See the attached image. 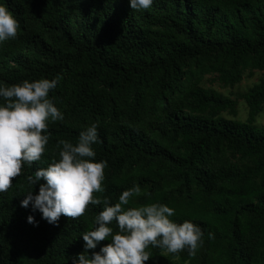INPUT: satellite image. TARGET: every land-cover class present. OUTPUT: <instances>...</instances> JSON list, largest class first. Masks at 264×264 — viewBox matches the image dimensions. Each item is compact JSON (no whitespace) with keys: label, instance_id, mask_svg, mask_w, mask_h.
I'll list each match as a JSON object with an SVG mask.
<instances>
[{"label":"trees","instance_id":"1","mask_svg":"<svg viewBox=\"0 0 264 264\" xmlns=\"http://www.w3.org/2000/svg\"><path fill=\"white\" fill-rule=\"evenodd\" d=\"M0 3L20 24L0 43V82L58 77L49 98L65 117L49 124L41 160L0 192V264H72L84 251L80 235L102 204L49 224L20 201L32 188L27 177L58 158V140L75 144L97 121L95 159L108 166L94 196L114 204L138 184L128 206L167 204L174 221L204 233L194 254L150 245L145 264H264V127L256 125L264 79L243 96L246 121L223 116L236 117L237 102L202 86L207 73L235 85L246 69L264 71V0H154L139 11L129 0Z\"/></svg>","mask_w":264,"mask_h":264},{"label":"clouds","instance_id":"2","mask_svg":"<svg viewBox=\"0 0 264 264\" xmlns=\"http://www.w3.org/2000/svg\"><path fill=\"white\" fill-rule=\"evenodd\" d=\"M154 0H129L133 10H147ZM19 21L5 4L0 3V43L17 37ZM58 77L25 79L7 85L0 82V192L12 186V178L21 174L24 164L40 161L49 142L50 123L64 120V113L49 98ZM99 122H92L80 131L76 143L65 139L57 142L58 158L53 156L46 167L27 177L32 188L20 201L31 205L42 219L56 224L60 216L78 218L89 204L101 205L91 230L81 233L84 251L72 258V264H145L150 258L146 249L151 245L178 253L185 248L194 254L203 243L201 227L190 220L182 223L172 219L175 209L163 203L128 206L130 198L141 193L138 184L125 189L118 202L109 203L94 193H103L106 160L95 159L93 144L99 140ZM39 183L38 193L33 186ZM27 222L38 224L32 215ZM115 224V227L113 226ZM211 235V234H210ZM110 243L100 246L101 241Z\"/></svg>","mask_w":264,"mask_h":264},{"label":"rangeland","instance_id":"3","mask_svg":"<svg viewBox=\"0 0 264 264\" xmlns=\"http://www.w3.org/2000/svg\"><path fill=\"white\" fill-rule=\"evenodd\" d=\"M217 74L207 73L203 79L202 86L212 87L220 92V94L229 97L237 102L238 115L236 117L228 114L227 112L222 113L223 116L229 119H237L240 121H246L248 118V106L243 99L245 93L252 88L255 84L260 83L264 79V71L257 69H246L243 72L242 79L239 83L235 85H223L216 79ZM256 125L259 127H264V105L263 111L257 116ZM231 159L238 161L241 166L244 165L240 162L238 157H234L231 154L228 155ZM234 161V162H235Z\"/></svg>","mask_w":264,"mask_h":264}]
</instances>
